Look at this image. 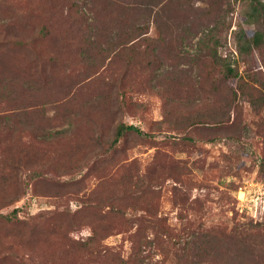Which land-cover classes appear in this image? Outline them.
Segmentation results:
<instances>
[{"label":"rangeland","instance_id":"obj_1","mask_svg":"<svg viewBox=\"0 0 264 264\" xmlns=\"http://www.w3.org/2000/svg\"><path fill=\"white\" fill-rule=\"evenodd\" d=\"M161 1L0 0V264L258 263L264 45L235 38L264 30L246 0Z\"/></svg>","mask_w":264,"mask_h":264},{"label":"trees","instance_id":"obj_2","mask_svg":"<svg viewBox=\"0 0 264 264\" xmlns=\"http://www.w3.org/2000/svg\"><path fill=\"white\" fill-rule=\"evenodd\" d=\"M250 5V14L247 15V18L245 19L247 23L256 25L258 27H261L264 30V3L263 0H246ZM130 4L132 6L142 7L143 10L148 11L151 10L154 12L156 16H159V12L163 11L164 3H162L161 0H131ZM213 30H209V32L204 35L201 39H204L201 41V43H207V45L204 48V56H207L211 61L217 64L216 59V47L218 40L214 39L213 34L211 33ZM200 43V42H199ZM235 43L238 48V51L240 54H242V57L246 56L251 57L254 52H258L261 46L264 45V31L263 32H254L252 33L251 37H246L245 34L242 32V34L237 35L235 38ZM234 71L230 65L225 66L224 71V78L226 81L233 80L234 77ZM220 122H217L218 125ZM215 124L214 126H217ZM133 131L137 134H141L138 129L134 128L131 125H123L120 124L115 129L114 139L112 142V145L114 146L117 144L120 139L124 136V134ZM154 176L148 177V182L144 183V187L146 191H150L153 187V183L151 184V181L154 180ZM143 224H145L147 227L151 226L154 227L156 221L161 223L159 220L154 219H142ZM108 228L104 226V230ZM167 232V230H165ZM164 232V233H165ZM254 249H252L253 251ZM250 260L258 259L259 264H264V250L261 251H253L251 253ZM256 263V264H258Z\"/></svg>","mask_w":264,"mask_h":264}]
</instances>
